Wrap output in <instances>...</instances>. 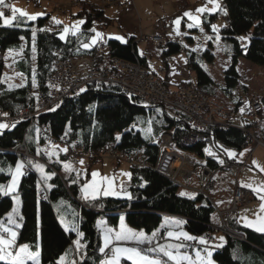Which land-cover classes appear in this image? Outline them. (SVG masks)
Returning a JSON list of instances; mask_svg holds the SVG:
<instances>
[{
  "label": "trees",
  "instance_id": "trees-1",
  "mask_svg": "<svg viewBox=\"0 0 264 264\" xmlns=\"http://www.w3.org/2000/svg\"><path fill=\"white\" fill-rule=\"evenodd\" d=\"M222 2L223 10L204 18L203 21L207 30L214 33V21L221 15L228 18L226 25L218 31L230 46V63L224 70V91L231 93L233 89L241 87V76L237 69L240 57L264 66V0ZM79 14L85 21L81 29L83 37L77 38L69 33L65 41L59 39L60 30L46 27L49 15L19 27L0 26V54L10 49L18 51L23 48L22 56L16 60L15 66L25 77L22 85L9 86L3 81L5 62L0 58V110L11 115H18L25 109L33 110L36 106L33 88H39L44 94L49 92L57 53L69 57L88 55L94 51L95 46L85 49L82 42L88 41L87 34L92 29L93 22L105 19L104 10L83 7ZM33 28L37 30L35 41L32 37ZM41 29L44 31H40ZM240 37L245 39L241 40ZM33 44L35 52L32 51ZM107 44L105 61H108L110 56H116L148 66L147 59L139 52L134 37H129L125 42L109 38ZM212 44L210 40L208 48L203 52L208 61H213ZM182 50H186L182 43L168 41L162 53L164 67L167 66L168 56L171 57ZM186 54L187 69L191 72L195 70L197 74V77L194 75L196 87L216 98L214 81L197 62L198 53L187 49ZM33 77L36 80L35 86ZM163 79L166 85H169L165 77ZM149 120L152 121L151 136H147L145 132L149 127L146 123ZM43 126L56 141L66 138L68 142L92 151L115 144L116 150L125 157L145 165L135 164L130 168L131 177L127 184L130 198L100 196L95 200H85L82 197V177L77 178L74 173L62 175L60 162H49L51 167L44 166L47 173H55L53 178L47 181V185H51L50 188L34 168L33 171H26L18 187L21 205L18 209L20 214L15 215L20 224L16 231L19 244H30L33 250L35 245L39 244L40 264H55L59 256L75 248L73 242L79 238L81 244L85 245L82 252L71 253L66 259L71 261L77 255L78 262L82 259L83 264H96L102 256L99 252L102 229H116L122 215L131 227L144 230L148 235L157 231L164 217L180 218L184 222L183 229L195 237H204L206 233L215 230L218 222L212 202L199 193L194 195V199L181 196L178 185L153 168L159 155L156 139L166 131L172 132V142L176 148L192 152L198 157H206L203 142L192 146L184 145L182 139L189 128L188 119L185 115H178L171 106L162 103L145 104L138 98L123 94L118 85L109 86L107 83L98 90L88 86L83 91L75 92L65 97L60 105L38 114L36 124L21 122L14 127L9 125L3 130L0 135V168L4 171L0 172V185L9 184L11 177L8 170L14 168L18 162L15 151L21 143L25 144L30 154L47 160L40 148L41 145L49 143L40 134ZM245 126L249 124L246 123ZM210 130L214 133L217 145L223 150L229 147L240 152L247 145V135L242 127L215 124ZM117 136L120 137L119 141ZM61 157L66 159L62 154ZM206 164L215 165L210 157L206 158ZM40 181L43 182L44 190ZM41 192L45 193L42 198ZM13 205L11 195H0V219L6 218ZM99 219L104 221L100 223V227ZM227 223L234 231L241 232L244 239L226 235V242L222 246L212 247L211 259L214 264H264V232L238 223L236 217L230 216ZM65 224L70 227L74 225L73 230L66 232ZM78 232L83 233V237H79ZM213 242L214 237L209 241L208 248ZM185 243L190 246L184 250H191L195 246L206 248L195 241ZM121 264L130 262L122 260Z\"/></svg>",
  "mask_w": 264,
  "mask_h": 264
},
{
  "label": "built area",
  "instance_id": "built-area-1",
  "mask_svg": "<svg viewBox=\"0 0 264 264\" xmlns=\"http://www.w3.org/2000/svg\"><path fill=\"white\" fill-rule=\"evenodd\" d=\"M111 1L116 5L118 3L119 8L124 3L123 0ZM119 10L120 9H117V13ZM156 26V31L151 35L142 36L141 41H149L155 46L163 47L167 44L168 37L173 34L174 31L169 19L159 18L156 21ZM76 36L80 37L81 34L78 33ZM107 49L108 45L105 42H98L94 49L96 50V56L100 58V65L97 64L96 57H63L61 53H58L54 61L49 92L44 94L39 88H33L32 93L36 97L37 106H35L33 110H22L18 115H11L10 113L0 110V120L4 119L7 125H14L21 122L36 124V117L38 114L46 111V109L48 110L60 105L65 97L80 91L83 87L89 86L94 90H98L104 83H107L109 86L118 85L121 92L128 97L138 98L145 104H166L171 106L178 115H185L188 119L189 128L182 139L184 145L192 146L198 142H203L205 144L206 157H198L192 152L176 148L172 142V132L166 131L161 133L156 139L159 155L156 164L153 166L154 170L164 174L181 188H187L186 181L197 176L199 186L197 188H188V191L197 192L207 197H209L210 191L214 189L218 173L226 172L236 174L235 180L237 186L235 187V195L232 199V207L227 211V214L238 213V209L241 206L253 200V193L238 185V177L243 171L244 164L246 163L230 160L225 151L217 145L214 133L210 130L211 126L215 124L227 125L230 118L229 107L222 101L200 91L192 82L181 83L175 86V89H172L166 85L162 76L152 72L151 69L138 62H129L116 56H110L107 63H101L103 54ZM170 60L171 57L168 56L166 61ZM74 62L80 65L82 69V82L76 79L78 71H76L75 68L73 71L70 70L71 67L74 66L71 63ZM42 103H44L45 106ZM47 105L49 106L48 108L46 107ZM263 107L264 103L260 98L251 99L249 103H247L246 116L250 120L251 117H257ZM5 113H7V115H4ZM242 130L246 133L247 143H249V132L245 127H242ZM40 134L47 142L52 144L59 143L67 148L68 152L63 155L65 158L70 157L76 160H80L82 157L93 158L104 151H116L120 153L116 150L115 144L105 145L97 151H92L85 150L78 144H72L68 142L66 138L61 141H56L49 130L44 126L41 128ZM20 145L25 147L24 143ZM18 147L15 153L21 161L26 163L29 159L35 158V156L30 154L26 149H22V152H18ZM206 150H210L215 155H209ZM190 155L195 159V162L191 160ZM207 157L213 159L215 163L214 166L206 164ZM220 160L223 161L222 164L219 162ZM177 161H181L182 163L179 167H174ZM195 163L199 165L198 174H195L193 167H191V165L194 166ZM176 168H178L177 171ZM26 169L30 171L29 166H27ZM43 196H45V193L41 192L40 197L42 198ZM216 210L219 212V216H221L220 223H224L222 226L217 227V229L224 232L226 235H231L241 240L244 239L242 233L233 231L226 225L228 217L224 216V213L217 207ZM204 237L208 241L213 240L210 232L206 233Z\"/></svg>",
  "mask_w": 264,
  "mask_h": 264
},
{
  "label": "snow or ice",
  "instance_id": "snow-or-ice-1",
  "mask_svg": "<svg viewBox=\"0 0 264 264\" xmlns=\"http://www.w3.org/2000/svg\"><path fill=\"white\" fill-rule=\"evenodd\" d=\"M208 3L213 5V8L209 10L207 7L197 8L195 11L198 13H205L209 11H215L217 5V0H208ZM9 9L11 12L10 16H6L3 9ZM226 14V13H225ZM43 13H37L34 15H29L27 12L12 7L7 0H0V26L5 27H19L22 24H26L30 21H36L39 17L43 16ZM184 16L188 17L192 21V23L188 24V28H192L194 26H199L201 21L200 19L194 15L192 12L184 13ZM56 24H60L61 21L55 20ZM85 21L80 20L77 24L71 27H64L62 33L59 36V39L62 41L66 40L67 35L70 33L73 36H76L77 33L80 32V26L83 25ZM174 23L176 25H180L181 18H177ZM212 30L214 32L217 31L215 25H212ZM36 29H32V37L33 41L36 38ZM40 31H44L41 29ZM91 31L95 32V29ZM201 31L203 29L201 28ZM179 35L180 33L177 32ZM102 34L99 32H95V36L91 38V44H94L97 38H101ZM23 40L24 37H21ZM117 39L123 40L122 37H117ZM211 39V37H209ZM219 39V36H217ZM241 40H244V37H240ZM90 43H83L82 47L88 49L91 46ZM12 51L11 49L9 50ZM32 51L35 52L36 48L33 44ZM195 51V49H193ZM23 52V48L20 49V52H17V55H20ZM35 58V57H34ZM33 85L35 86L36 80L33 77ZM83 91V89L81 90ZM159 111V110H158ZM241 113L243 114L244 108H241ZM4 115H7L5 113ZM149 127L146 128L145 132L147 136H151L152 134V121L149 120L146 122ZM9 125L5 123H0V135L3 134V130L8 128ZM14 127V125H13ZM117 141H119L120 137H116ZM222 147V146H221ZM63 152H67L68 149H62ZM208 151L209 155H215L210 150ZM225 153L229 158H233L236 154L228 149H224ZM40 152H37L39 155ZM48 156V159L51 161L54 156L58 157V153L56 151H50L45 153ZM241 155H243L241 153ZM59 162V161H57ZM221 164L222 160L219 161ZM27 165L35 168L41 175V179L45 183L47 187H51V185H47V181L52 179L55 173H46L43 165L39 163H34L29 160L26 162ZM26 163L23 161L17 162L14 168H9L8 174L11 177V181L9 184L0 185V195L8 196L14 193H17L19 183L21 178L26 174ZM63 163V168L67 172L73 171L71 165L66 162ZM83 164V161L80 162ZM256 163L255 161L253 162ZM4 169L0 168V172H3ZM261 171L264 172V168H261ZM98 173L92 174L91 183H86L82 188L83 197L85 200L92 199L95 200L102 194L104 196H119L121 194L128 195L130 198V194L124 192L121 189V192L118 193L113 188V181L107 177L102 178L103 181H106L107 187H103L100 181H97L96 177ZM129 178L131 177L130 173H127ZM77 178H79V173H77ZM76 181L74 180L73 183ZM243 187H249L251 190L259 197L261 201H264V185L259 187H252V185H242ZM181 196H189V198H195L194 194L190 195L188 193H181ZM13 199L18 204L19 197L13 196ZM260 211L264 212V202L260 205ZM17 213V209L13 208L12 212L9 213L5 219H0V264H40V250L39 244L35 245V250H33V246L30 244H19L18 243V232L17 228L20 227V224L15 219V215ZM245 222L246 227H252L256 231L264 232V216H257V220L255 222L249 221L247 217L242 218ZM6 220V222H5ZM184 222L178 220H165L162 227L167 229L166 231V239L169 241H179V243H167L160 244L159 243V235L157 232H153L151 235L146 234L144 231L133 230L125 224L123 218H121L119 230H113L109 227H104L102 229V238L103 244L99 248V252L102 254L104 259L101 260L100 264H121L122 260H126L130 262V264H214L212 257V252L207 250L209 246V241L204 237H195L190 235L189 233L182 230V225ZM74 225L71 227L67 224L64 226V230L66 232L72 231ZM180 228V231H175V229ZM79 237H83V233H77ZM223 241V237L220 238ZM186 241H195L200 245H205L206 255H201L200 250L195 251V258L189 255L186 251H182L186 249L190 245L185 243ZM75 248L69 249L63 255L59 256L56 260L55 264H83V261H77L76 259H72L71 261L67 260L66 257L71 254H80L85 245L81 244L80 239L74 241ZM222 245H214L212 247H220Z\"/></svg>",
  "mask_w": 264,
  "mask_h": 264
},
{
  "label": "rangeland",
  "instance_id": "rangeland-1",
  "mask_svg": "<svg viewBox=\"0 0 264 264\" xmlns=\"http://www.w3.org/2000/svg\"><path fill=\"white\" fill-rule=\"evenodd\" d=\"M123 1H124V3L122 2L123 5L125 4L124 6H127L133 0H131V1L130 0H123ZM40 4H41V6H40ZM15 5H12V7L23 10V11L27 12L29 15L37 14L39 12V10H42L41 13H44L43 11H46L47 13H49L50 17L46 22V27H48L49 29H51L50 27L55 26V25H53V21H54L53 18H55V20L61 21V24L63 27H71V26L77 24V22L80 21V19H78L76 17H71L70 13L71 12L74 13V12H76V10L81 11V9L83 7L94 8V9H98V10L102 9L104 11L106 8H108L110 6H115L116 11H117V9L121 10L124 7L122 5L119 8V4L117 3V5H116L111 0H64L62 2L60 0H17V5L16 6ZM5 10H9V9L5 8ZM36 10H38V11L33 12ZM5 15L10 16L11 13H6ZM60 16H64V17H60ZM222 25H223V21L221 19H218V21L215 25V26H217L216 27L217 31L215 33H213L214 34L213 37L211 36L212 33L207 32L205 30H203V32H199L196 35L197 36L196 37L197 38L196 43L192 48H194L195 50L198 51V52L195 51L199 55V59L197 62L201 65V67L204 68V70H206V72L212 77V79L214 81L216 98H218L220 101H222L223 103H225L229 107L228 109H229V113L231 114V118L228 120L227 124L237 126V127H244L246 123L249 124V126H245L246 130L249 132V138H250L249 143H247V145L239 153L233 148L227 147L226 149L231 150L236 154L233 158L239 159L238 161L246 163V164H244L243 171L246 167L247 168L249 167L250 169L256 170L255 167H252L250 165V162L252 160L254 162V160H256V159L264 162V107H263L262 111H260V113L257 115V117L256 116L251 117V120L246 116L245 111H246V105H247V103H249V101L251 99L260 98L264 103V66L258 65V64L253 63V62H251V61H249L243 57H240L238 64H237V69H238L240 76H241L240 77L241 78V80H240L241 81V87L233 89L231 91V93H226V91H224V87H225L224 70L230 63V55H229L230 46H229V42L227 40L223 39L220 35V32L218 31L221 28L219 26H222ZM82 28H83V25L80 26V30ZM92 29H95V32L101 33L100 32V21L96 20ZM91 30L89 31V34H87L90 37V41L88 42L90 44H91V38H93L95 36V32H92ZM61 33H62V31L60 32V34ZM206 36H207V39H209V37H211V39H209V40H211L213 43L212 48H211L213 55H214L213 61H208L206 59L205 55L203 54L204 50L207 49L208 45H209V41L206 39ZM217 36H219V39H217ZM101 38L105 41L107 40L106 35L102 34ZM141 38L142 37H140L138 39V42H141ZM99 40H100V38H97L96 42ZM143 41H145V40H143ZM24 45H25V43H24ZM18 52H20V51H18ZM104 55L105 54H103V58L101 59V63L105 64L108 61L104 60V57H105ZM21 56H22V53L20 55H17V52L12 53V54H6L5 57H4V54H0V58H2L5 62L3 81H5L11 87L20 86L25 81V77L21 74V72L15 66V61L18 60L19 58H21ZM185 56H186L185 52H183V51L179 52L177 54H174V57H177V59L185 57ZM73 59H75V58H73ZM71 64L74 66H72L70 70L73 71V69L75 68V70L78 71L76 79H77V81L82 82L83 73H82V69H81L80 65H78L75 62L71 63ZM192 72L197 77L196 71L192 70ZM86 87H83V89ZM172 89H175V87H173ZM42 104L44 105V103H42ZM46 107L48 108L49 106L47 105ZM241 108H244L243 114L240 111ZM36 112L40 113L38 111H36ZM242 117L244 120L242 119ZM46 145L47 146H44V148H45V150H48V152L56 151L60 155L61 154L64 155L68 152L67 151L65 153L62 151V149H64L65 147L62 146L61 144H46ZM22 149H26V148L23 145H20L18 147V152H22L23 151ZM241 153L243 155H241ZM105 157H108L115 162H120L123 160L128 161L130 166L135 165V164L136 165L139 164V163L132 161L131 159L125 157L123 154L117 153L116 151H104L96 157H93V158L82 157L80 160L85 159V160L89 161L90 164H94V163L100 162ZM190 157H191V160H193L195 162V159L191 155H190ZM64 160H66L69 163H73V164H77L76 162L80 161V160H76V159H73L70 157L66 158ZM33 161H35L34 163H39V164L43 165V167L44 166L50 167V165H49L50 160L48 158H47V160H44L38 156H35V158H33ZM181 163H182L181 161H177L175 163L174 167H179L181 165ZM139 165H144V164L140 163ZM27 166H29V165H27V163H26V168H27ZM191 167H193L195 174H198L199 165L197 163H195V165L194 166L191 165ZM177 169L178 168H176V171H177ZM60 172L62 175L65 174L64 170H61ZM242 172L240 173V175L238 177V180H239L238 185L239 186H241L239 182H240V176H241ZM37 173H38L39 177H41V175L38 171H37ZM46 173H47V171H46ZM221 174L228 175L231 178V187L233 190V194H232L230 201H229V207L227 209L222 208L221 204H219V200H218L219 196H221V195L218 192H216L217 185H218V179H217L216 184L214 185V189L212 191H210L209 197L206 196L212 202V204L215 207L216 220L218 222L215 230H218L217 227H220L224 224V223H220L221 216H219V212L216 210V207L224 213V216H226L228 218L230 216L236 217L239 214V209H240V208L238 209V213H236V214H227V211H229L232 207V199L235 195V193H234L235 187L237 186V182L235 180L236 174L220 172L217 174V177ZM243 179H244V177L242 178V180ZM40 184H41L40 186L43 188L44 187L43 182L40 181ZM186 185H187V188L179 187L180 194L181 193H188L190 195H192V194L195 195L197 192L188 191L189 190L188 188H197L199 186L198 177L195 176L193 178L188 179L186 181ZM241 187H243V186H241ZM243 188H245V187H243ZM126 189H127V186H126ZM245 189H247V188H245ZM247 190H249V189H247ZM127 191H128V189H127ZM16 194L17 193H14L11 196L12 197L17 196ZM128 194H130V193H128ZM18 197H19V203L18 204L13 199V203H14L13 208L17 209V213H16L17 215L20 214V212H19L20 210H18V209L21 205V198L19 195H18ZM251 201L252 200H250L248 203L244 204L243 208H241V211L245 208L244 206L248 205ZM253 213H254V211H253ZM253 215L254 216L251 217L250 220L252 222H255L257 220L258 215L264 216V212L260 211V206H259V208L256 210V212ZM121 218H123L127 227H129L133 230H137V229L131 227L127 223L124 215H122L120 217V221H121ZM165 220L181 221V220L174 218V217H164L160 226L157 228V233L159 234L160 238L162 237V235H160L162 230H167V229L162 227ZM120 221H119V225H120ZM227 221H228V219H227ZM100 223H104V221L102 219L98 220V226L99 227H100ZM119 225L116 229H113V228L112 229L118 231ZM226 225L228 226V223H226ZM182 229H183V225H182ZM180 230H181L180 228L175 229V231H180ZM141 231H144V230H141ZM218 231H220V230H218ZM165 236H166V234H165ZM160 238H159V243H162L163 240H161ZM102 244H103V241L101 242V246H102ZM194 249L195 250H193V251H192V249L191 250H184L183 249L182 251H186L189 255H191V256H193V258H195V251L201 250V249L198 248L197 246H195ZM209 250L211 251L212 248H210ZM201 255H204V252L201 251ZM76 257H77V255H76ZM76 260L78 261V259H76Z\"/></svg>",
  "mask_w": 264,
  "mask_h": 264
},
{
  "label": "crops",
  "instance_id": "crops-1",
  "mask_svg": "<svg viewBox=\"0 0 264 264\" xmlns=\"http://www.w3.org/2000/svg\"><path fill=\"white\" fill-rule=\"evenodd\" d=\"M60 1L62 2L64 0H60ZM7 2L12 5H15V4L17 5V0H8ZM222 3H223L222 0H217L218 6L216 7L215 11H209V12H205L201 14V13L196 12L195 10L200 7H207L209 10L213 8V5L208 3V0H133L131 1L129 5L124 6L118 13L115 9V6H110L106 8L104 11V15L106 17L105 19H103V21H100V32L101 34L106 35L107 40L109 38L117 39V37H122L123 40L121 39L119 40L123 42L127 41L129 37H134L136 40H138L142 36L151 35L157 29L156 21L159 18L169 19L174 32L173 34L169 36L168 41H174V40L178 41L185 46L186 50L187 49L193 50L194 48L192 47L195 45L196 40H197L196 35L199 32H203L201 31V28L209 32L206 28V25L204 24V21H203L204 18H208L209 16L215 13L221 12L223 10ZM3 11L5 12V14L11 13L9 10L3 9ZM37 11L38 10L33 11V12H37ZM41 11L42 10H39L38 13H41ZM43 12H44L43 16H46V15L50 16V14L47 13L46 11H43ZM186 12H192L194 15H196L201 21L200 25L194 26L191 29L188 28V24L192 23V21L188 19V17L184 16V13ZM79 13H80V10H76V12L74 13L71 12L70 16L76 17L84 21L83 16H81ZM60 17H64V16H60ZM177 18H181L180 25H176L174 23V21ZM209 19L212 20L213 18H209ZM218 19H221L223 21L222 26L226 25V19L224 15H221ZM218 19L214 21L213 25H216ZM94 23L95 22H93V25ZM53 25L55 26L50 27L51 29H57V30H60V32L63 31L64 29L61 23L56 24L55 21H53ZM222 26H219V27H222ZM177 32H179L180 34L178 35ZM211 35H214V34L212 33ZM206 39H207V36H206ZM207 40L210 41L209 39ZM89 41H90V37L88 38V41L86 43H88ZM99 41L105 42V40H103L102 38H100ZM97 42H95L94 44H91L90 48L94 47L95 44H97ZM137 44L139 47V52L143 56H145L147 59L148 67L154 73H157L158 75L162 77H165L166 82L169 84L168 87L173 88L181 83H189V82H192L195 84L196 79H195L194 74L191 71H189L186 67V63H187L186 50H182L183 52H185V55H186L185 57L177 59V57H174V55H172L171 60L167 61V66L164 67L163 56H162L164 47L155 46L149 41H141V42H137ZM18 51H11V52L8 51L4 53V57L6 56V54H12ZM195 51L198 52L197 50ZM246 110H247V105H246ZM245 114H246V111H245ZM230 118H231V114H230ZM44 146H47V145L46 144L41 145L40 148H41V151L45 154L46 152H48V150H45ZM236 160H239V159H236ZM57 161L60 162L61 170L65 171V169L63 168V163L61 162H66V163H69V162L62 159L59 153H58V157L54 156L52 160L50 161V163L57 162ZM81 161H83V164L80 163ZM254 161L256 163L254 164L252 160L250 162V165L252 167H255L256 170L250 169L249 167L248 168L246 167L244 169V171L242 172L240 176L239 183L241 186L242 185H252V187H259V186L264 185V181H263L264 172L261 171V168H264V164H263L264 162L259 161L258 159ZM76 163L77 164L69 163L73 171L71 172L65 171L64 175L67 176L72 173L77 175V173H79V177H82L83 179V184L81 187L82 197H83L82 188L84 187L86 183H91L93 173L99 174L96 177V179L97 181H100L103 187L106 188L107 183L106 181H103L102 178L107 177L113 181V188L116 192L120 193L121 189H123L124 192H126L127 194L129 193L126 189V186L128 182L130 181V178L128 175H125L127 173L131 174V171H130L131 166L128 163V161L123 160L120 162H115L112 159L105 157L100 162L94 163V164H90L89 161L85 159L77 161ZM243 177L244 179L242 180ZM217 179H218V185H217L216 192H218L221 195L218 198L219 204H221L222 208L227 209L229 207L230 198L233 194V190L231 187V178L228 175L221 174L217 177ZM245 188L249 189L254 194L255 198L248 205H245L244 206L245 208L242 211H241V208H243V206L240 207L239 209V214L236 216V220L238 223L242 225H245V222L242 218L247 217V219L251 221L250 218L254 216L253 214L259 208L260 204L263 202L251 190V188L249 187H245ZM16 195H18V191ZM100 196H104L102 192L99 195V197ZM112 197H128V195L121 194L119 196H112ZM174 218H177V217H174ZM177 219L181 220L180 218H177ZM182 230L187 232L184 229ZM138 231H141V230H138ZM166 231L167 230H162L160 234L162 235L160 239L163 240L162 243L160 244L179 243V241H169L168 239H166L165 238ZM212 235L214 237V242L211 243L210 245L211 248L214 245H222L226 242L227 237L223 232L214 230L212 232ZM221 237L224 238L223 241H221L220 239ZM102 241H103V238H102ZM73 245L75 247L74 242H73ZM200 249H201L200 251L204 252V255H206L205 248L201 247ZM209 249L210 248H208L207 250ZM193 250L195 249L193 248L192 251Z\"/></svg>",
  "mask_w": 264,
  "mask_h": 264
},
{
  "label": "bare ground",
  "instance_id": "bare-ground-1",
  "mask_svg": "<svg viewBox=\"0 0 264 264\" xmlns=\"http://www.w3.org/2000/svg\"><path fill=\"white\" fill-rule=\"evenodd\" d=\"M169 38V37H168ZM136 42H138V40H136ZM167 42H168V40H167ZM164 47V46H163ZM79 56H81V57H96V59H97V64L98 65H100V58L99 57H97L96 56V50H94L91 54H88V55H79ZM146 67H148V66H146ZM149 68V67H148ZM150 69V68H149ZM153 72V71H152ZM22 75H23V73H21ZM157 74V73H156ZM24 76V75H23ZM0 123H5V124H7L4 120H0ZM15 125V124H14ZM48 144H52V143H48ZM230 160H232L231 158H229ZM232 161H238V160H232ZM72 259H78L76 256H74ZM71 259V260H72ZM101 260H102V258L101 257H99V260H98V262L96 263V264H100V262H101Z\"/></svg>",
  "mask_w": 264,
  "mask_h": 264
}]
</instances>
